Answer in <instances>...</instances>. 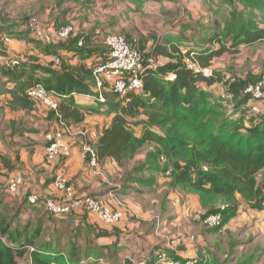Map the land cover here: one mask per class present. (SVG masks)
Here are the masks:
<instances>
[{"label": "trees", "instance_id": "trees-1", "mask_svg": "<svg viewBox=\"0 0 264 264\" xmlns=\"http://www.w3.org/2000/svg\"><path fill=\"white\" fill-rule=\"evenodd\" d=\"M66 1L69 0H56L58 6H62ZM212 1L224 9H229L228 23L225 20L224 27L219 23L215 28L216 32L223 31L224 35H208L203 28V36L207 35L204 39L206 48L196 47L189 44L192 42L193 29L178 21L174 32L189 35L179 44L172 42L181 39L177 36H152L153 42L150 41L152 45L149 47V39H139L137 47L147 61L142 75L144 89L121 97L112 90V79H107L104 87L106 103L97 101L96 94L92 91V86L96 83L94 70L107 61L109 56L108 50L102 44V37H97L95 33H81L85 40L83 47H79V38L49 43L33 35L30 37L32 33L30 34L29 22L33 17L26 15L19 24L14 22L12 15L6 10L0 11V95L6 98L0 109L11 118H15L16 114L43 110L48 120H57L70 127L83 124L95 113L113 114L111 125L101 133L92 132V135L96 133L97 137L93 135L92 139L88 136L86 141L95 151L100 167L101 163L113 160L124 168L126 162L134 160L141 150L150 146L149 153H145L146 161L132 169L133 171L127 172L124 180L150 188L170 180L168 193L184 189L198 195L197 203L200 202L203 208L210 209L208 215L222 214V224L211 231L223 236L221 230L236 220L241 211H245V206L257 212H264V123L247 124L244 118L246 109H243L249 100L245 91L261 77L255 79L245 73L236 76L239 73H235L231 66L228 70L232 75L231 80L226 82L225 95L228 99H225L224 95V99L219 97V101L215 100L212 90L213 86L223 83L224 72L214 71L211 77L196 74L189 68L187 59L191 58L202 69H210L217 60L226 58V55H233L241 48L259 45L264 41V0ZM239 1L245 3V8L238 6ZM185 2L187 3V0L178 3L177 9L183 8ZM190 9L194 11L201 8L196 4ZM248 9L255 10V14L247 13ZM257 12H262L260 17ZM36 15L38 14L33 16ZM66 25L72 23L67 22L60 26L55 21L48 24L49 27L53 26L55 31ZM43 29L48 30L45 25ZM5 36L11 38L13 45L4 43ZM95 36L99 43L95 42ZM124 36L129 42H135L132 37ZM184 40L188 43L186 54L183 53L186 50L181 46ZM61 51H69L72 55L65 60L61 57ZM58 59L60 63H57ZM152 59L158 61V67L150 64ZM15 60L19 61V64L8 67V63ZM75 60H78V63L74 65ZM3 62L6 64H2ZM171 73H176L177 79L168 82L165 77ZM38 86H43L55 99L58 103L57 110L47 107L30 95ZM64 95L70 98L61 100L59 96ZM86 95L91 97L85 98ZM80 99L92 100L94 104L83 106L78 103ZM228 100L235 102V117L239 119L224 114L225 102ZM141 116H145L146 121H139ZM140 125H143V134L138 136L134 128H139ZM20 136H24V132H21ZM45 150L44 163L50 165L52 162L46 159ZM19 160L17 157L16 161ZM0 163L10 170L8 173H0L7 178L0 188L1 199L4 196L18 197L19 194L9 191V181L13 177L23 176L15 174L19 172L14 171L15 167L2 151ZM51 182L54 183V179ZM31 195L28 193L24 196L22 210L15 209L12 213L10 208L5 206L7 215L0 213V264H20L30 260L34 264H137L130 257L119 262L109 254L105 256L108 257L106 262L100 257L103 254L101 252L97 253V257H100L98 261L92 262L91 254L82 256L83 247L79 241L82 235L77 233L79 230L65 232L70 243L67 240L65 245L57 243L54 247L50 241L58 239V233L62 237L61 230L55 231L54 234L48 230L44 233V224L41 221L37 225L30 221L27 225H22L18 222L20 215L29 214L31 210H43L45 214L56 216L60 220H68L77 213L82 220L88 221L91 214L85 206L67 215H53L46 209V201L54 199L60 203H69L65 194L57 191L53 196H40V202L36 205L30 204ZM91 197L101 201L95 196ZM1 203L2 200L0 212ZM101 203L113 210H122L124 206L120 201L118 208L102 201ZM215 205H221L223 208ZM171 214L172 211L166 206L164 214L160 217V229L174 220L171 219ZM118 225L103 224L106 231L102 233L112 236L114 233L110 231H116ZM158 226L159 223H154V228ZM73 231L76 233L73 234ZM224 237L233 255H237L232 259L238 260V264H264V246L257 243L259 239L254 241L253 236L245 239L243 235L236 237L230 230L225 232ZM239 246H242L244 251H236ZM162 248L164 246L153 248L152 257L139 258V263L146 260L148 264H156L160 255H156L155 250H166ZM171 259L184 262V259L176 256Z\"/></svg>", "mask_w": 264, "mask_h": 264}, {"label": "crops", "instance_id": "crops-1", "mask_svg": "<svg viewBox=\"0 0 264 264\" xmlns=\"http://www.w3.org/2000/svg\"><path fill=\"white\" fill-rule=\"evenodd\" d=\"M12 1L17 4L24 3L22 0ZM181 2L182 0H69L62 4V6H58L56 0H40V5L36 7V12H34L35 3L31 7L30 11L40 15L41 24L45 25V28L48 29L47 31L45 30V32L52 36L55 35L56 31L53 26H48L50 22L56 21V23L60 26L69 22L72 23L73 26L76 24L77 28H79L78 30H81V33H84L85 35H89L90 33L96 34L98 30L103 31V35H124L127 32L126 35L132 37L135 44L139 39L142 40L146 37V39H149V47L152 45L153 41L151 39H153L152 36H154L151 34L152 28L144 23V21L140 20L139 17H142V14L145 12L157 13L159 15L164 14L162 13L164 9L172 10L177 8V4ZM185 4L187 3L185 2ZM23 8H25L24 11H27L30 7L24 5ZM176 23H174V28L177 27ZM174 28L172 26L171 28L162 30L163 32L159 36L162 38L176 37V33L174 32L176 29ZM134 30L137 31L138 36L134 35ZM146 34L148 35L146 36ZM95 38V42L99 43L96 36ZM182 41L183 40L180 39L172 42L179 44ZM13 48L16 49V47ZM71 55L72 53L69 51H61V57L65 60H67ZM44 58L52 61L54 60V58ZM76 63H78V60H75L74 65ZM78 103L83 106H90L94 104V102L89 99H80ZM39 114L44 119L48 120L43 110H40ZM107 116L108 119L104 118L102 122L96 121L92 123L90 129L83 133V137L76 139L75 143H72L73 150L71 155H69L66 159L57 160L49 166L44 163L46 141L44 143V140L41 139V141H38V144L26 148L22 153L25 162H28L31 158L36 165H42V167L27 169L23 171V173H15L23 176L22 178L24 179V183L17 193L19 194L18 197L4 196L3 199L0 197V201L2 200L1 211L5 210V206L9 207L8 205H10L12 213L15 209L22 210V205L25 200L24 196L28 193L45 197L57 194L55 186L51 180L60 175H65L70 182L74 184V187L79 195L98 197L103 203H108L114 208H118V205L116 204V200L111 198L112 196H114V198H116V196H121L125 200L126 197L130 196L132 191H137L136 189H133L134 186L140 190H146L145 187L133 184L131 181H125V175L122 176L123 178L115 182L117 184L111 191L105 189L104 185L107 183V179L103 177V175H100L102 176L100 177L98 170L104 169L108 175H112L113 177L120 176L121 171L118 169L121 166L113 160H107L104 163H101L102 167L99 166V169L91 168L90 156L85 150L87 146L85 142L87 141L88 136L94 139L92 132L98 131L101 133L111 125L113 114ZM50 122L52 123V126H59L57 120H51ZM134 131H136L138 136H141V134H143V125H140L139 128H136L135 126ZM82 140H85V142ZM2 173H5V171ZM6 179L7 178H5V176L0 175V188ZM244 209L245 211H241L237 219H239L240 216L242 217V220L239 223L242 226H246L247 230L245 229L244 233L235 234L236 237L243 235L245 239H248L250 236H253V240L261 239V235L259 233L264 235V226L259 225V223L261 221V216H264V212H257L252 210L249 206L244 207ZM139 210H141V214L144 215V218L140 217L132 206L131 211L127 209V206L125 208L123 206L122 212L124 217L122 221L118 223V229L114 232L110 231V233H114L112 236L102 233L106 231V229H103L104 223H102L98 217L94 215H91L88 221L82 220L77 213L70 216L68 220H60L56 216L51 217L50 215L45 214L43 210H31L29 214H21L18 222L22 225H27L29 223L28 221H30L33 225H37L41 221L42 224H44V233L48 230L49 233L54 234L55 231L61 230L62 232L60 233L62 234V237H60V234L58 233V237H56L58 238L56 239L57 241L55 239L50 241L53 243L54 247L57 243L59 245H65L67 240L70 243L68 234H65V232H68V230H79L77 233H81L82 235L79 240L81 246L83 247L82 256H86L87 253L94 256L97 255L98 252H104L103 254H109L119 262H123L128 257L132 258V256L135 257V260H139V258L143 257H152L149 244L146 245V251H144L145 247H143L140 243H136V241L129 243L121 239L123 232H126L128 229L132 230L129 225V220L132 217L141 218L147 222H151L153 219L158 218V220L162 222L159 218V213L155 212V214L151 216L150 213H146L143 209ZM197 211L198 209L196 207V212ZM186 213L187 216L190 217L187 210ZM188 220L192 219L189 218ZM197 223V220H192L189 221L188 224L197 226ZM164 224H166V221ZM140 225L141 223H139V226ZM14 226H16V223ZM235 227V224L231 222L228 226H226L225 232L230 230L231 233H236L242 228ZM209 230V234L212 235L210 240H208V237L196 238L195 241H192L193 243L191 242L183 245V248L180 252H178V256L184 259L182 261L185 262L190 258L199 257L202 259L201 262L205 264H238V260L234 261L232 259L237 255H233L225 237L214 239L218 236V234L212 233L211 229ZM225 232L223 234H225ZM75 233L76 231H73V234ZM82 238H84V240H81ZM236 251L242 252L244 249L242 246H239L236 248ZM29 262L30 261L27 263L20 262V264H28ZM256 264H259V262Z\"/></svg>", "mask_w": 264, "mask_h": 264}, {"label": "rangeland", "instance_id": "rangeland-1", "mask_svg": "<svg viewBox=\"0 0 264 264\" xmlns=\"http://www.w3.org/2000/svg\"><path fill=\"white\" fill-rule=\"evenodd\" d=\"M34 3H35L34 12H36V7L40 5V0H25L24 3L22 4H17L12 0H0V11L8 10L7 12L8 14L12 15L14 22L19 24L21 20H23L24 16L29 15L30 17L37 19L40 25L43 27V25L41 24L40 15L33 16L35 13L30 11ZM196 4H198L201 9L200 10L194 9V11H191L190 7H195ZM24 5L30 8H28L27 11H24L25 9L23 8ZM238 6H243L245 8V3L239 1ZM228 10L229 9H224L223 6L220 5L218 6L214 4L212 0H197L196 2H193V0H187V4H185L181 9H177V8H174L172 10L164 9L162 11V13L164 14H160V15L157 13L145 12L144 14H142L143 16L142 17L140 16L139 18L140 20L144 21V23H146L149 27L152 28L151 34L154 35V37L155 36L159 37V35L163 32L162 30L171 28L172 26L174 28V23L177 22L176 25H178V21H181L182 24L186 25V27H191L196 35V37L194 38V33H193L192 42L189 44H192L196 47H203V49H205L207 43L205 42L204 39H206L207 35L203 36L202 29L204 28L208 35H215V34L224 35L223 31L216 32L215 28L216 26L218 27L217 24L219 23H222L224 27L225 20L228 23L229 21ZM247 13L255 14V10L248 9ZM257 13L259 17L262 14V12H257ZM20 30L17 31L20 32ZM133 33L135 36H138L137 31L134 30ZM32 35L33 34H31L30 37H32ZM176 36L180 37L181 40L183 39L186 40L189 37V35L183 34L181 32L176 33ZM34 37H36V35H34ZM185 40L181 44V46L183 50L187 51L186 47L188 43H186ZM225 57L226 58L224 59L217 60L214 63V66H212V68L209 69L212 72L214 71L221 72V70L224 72L222 75L224 77L223 83H219L218 86L215 85L216 87L213 86L214 88L212 87L213 88L212 91L214 93L213 96L215 97V100H219V97H222L226 94V87H227L226 82L228 83L231 80V76H232L228 71L231 66L232 69L235 71V73H239L236 74V76L243 75V73H245L254 76L255 79H259V77L261 78L264 77V41L260 42L259 45H255L252 48H241L239 49V52L234 53L233 55H226ZM4 63L5 62H3L2 64ZM94 86L95 85H93L92 88ZM2 96L3 95H0V108L2 107L1 104L5 103L6 100V98ZM107 98H111V97H107ZM224 98L228 99L226 98V95ZM224 98L222 97V99ZM235 106L236 104L234 101L228 100L227 103L225 102L224 114H226L228 117H232L233 119H239V117H235L236 115ZM104 118L108 119V116L105 114L95 113L91 117L86 119L85 122L79 126L69 127L64 123L58 122L59 126L56 127V126H52L50 120L44 119L39 114V112H34L30 114H16L15 118H11L8 116L6 112L0 109V151H2V153L12 162L13 166L15 167L14 171H17L19 173H23V171L27 169L42 167V165L39 166L36 165L31 158L28 160V162H25L24 156L22 154L23 151L26 148L38 144V141H41V139L44 140V143L46 141V145H47L46 135L49 132L55 130L64 131L65 128L68 130V132L65 134V140L67 142V146L70 148V153L68 155H71V152L73 150L72 143H75L76 139L82 138L83 133H85V131H88L90 129L92 123L96 121L102 122ZM244 118H246L245 122L249 125L251 124V122H253L254 124L255 123L259 124L261 122L264 123V118H255L254 116L250 115L248 112H246V116ZM139 121L141 122L146 121L145 116H141L139 118ZM63 124L66 127H64ZM21 132H24V136H20ZM82 141L85 142V140ZM152 150H154V148ZM149 151H150V146H146L143 150H141L140 154L134 160L126 162L124 168L120 167L118 169L119 171H121L120 176L113 177L112 175H108L104 169L103 170L99 169L100 165L98 163V166L96 168L99 169L98 170L99 176L103 175V177L107 179V183H105L104 188L107 189L108 191H111L112 188L115 187V185L117 184L115 182L123 178L122 176H124L127 172L133 171L132 169L142 165L146 161L145 155L149 153ZM17 157L20 158L19 162L16 161ZM45 165L49 166V164H45ZM4 171L5 173H8L10 170L7 169L2 163H0V173ZM169 184H170V180L167 182H163L160 185L155 186L154 188L145 187L146 190H140L135 186V188L133 189H136L137 191H132L130 193V196L126 197L125 200L121 196L119 197L116 196V198H114V196L112 197L109 196L112 199L116 200V204H119L118 201H120L124 205V208L127 206V209L129 211H131V206H132L135 212L142 218H144V215L141 214V210L139 209H143L148 214L150 213L151 216L155 214V212H157L159 213V218H160L164 214L166 206L170 208V210L172 211L171 219L174 220L171 223L166 224L163 228L160 229L162 222L160 223V220H158V218L153 219L151 222H147L141 218L132 217L129 220V225L131 226L132 230L128 229L126 232L122 234L121 237V239L125 242L132 243L136 241V243H140L143 247H145L144 251H146L147 244L150 245V252H152V248L164 246V248L162 249H166V250H161V251L159 249L155 250L156 255H160L157 258L156 264H160L163 255H166L167 260L170 259V261H176L171 258L174 256L179 257L178 252H180V250L183 248V245L195 241L196 238L208 237V240H210L212 236L209 234L210 233L209 229L212 228H210V226L206 222V218L209 216L208 213L210 209H207L205 207L203 208L200 202L197 203V201L199 200L198 195L186 191L184 189H182L181 191H176V192L171 191L168 193V191H170L168 187ZM194 195H196L197 197ZM8 206L10 208V205ZM196 207L198 209L197 212H196ZM218 208H223V206L219 205ZM186 210L189 212L190 217L187 216ZM0 213L3 215H7V210L5 209ZM189 218L192 219L193 221L197 220L198 225L192 226L188 224L189 221H192V220H188ZM241 220L242 217L240 216L239 219H236L232 222L235 224L236 226L235 228L242 227L236 233H231L232 235H235L237 233H244L246 226H242L239 223ZM156 222L157 224L159 223V226L157 228H154V223ZM139 223H141L140 226ZM259 225L264 226V216H261V221ZM34 227L36 226H33V228ZM221 231H222L221 233H224L225 228H223ZM259 234L261 235V239H259L257 243L263 244L261 246H264V235H262L261 233ZM177 237H182V238H177ZM223 237L224 236H217L214 239L223 238ZM105 256L106 255L102 254L100 257H103L104 261L107 262L108 257ZM100 257L94 255L92 256L91 261L96 262ZM197 259L200 262L202 261V259H200L199 257H197ZM132 260H134L137 264H148L146 260L139 263V261L135 260V257L133 256H132ZM72 264H77V263H72Z\"/></svg>", "mask_w": 264, "mask_h": 264}, {"label": "built area", "instance_id": "built-area-1", "mask_svg": "<svg viewBox=\"0 0 264 264\" xmlns=\"http://www.w3.org/2000/svg\"><path fill=\"white\" fill-rule=\"evenodd\" d=\"M29 28L36 38L45 40L46 42L54 41H67L70 39L79 38V47H83L85 40L81 36V32L78 30L76 25H67L56 30L55 35H49L45 32L39 21L32 18L29 22ZM97 37H102V44L108 50L109 56L107 61L100 64L94 70L95 86L92 91L96 94V100L101 103H106L107 99L104 94L105 80L112 79V90L119 94L121 97L127 96L131 92H140L144 89L143 73L146 69V59L141 53L137 45L133 42H129L124 35L106 34L103 35L102 31L96 32ZM3 41L6 44L11 43L10 37H3ZM184 54L187 51H183ZM60 63V60H57ZM187 63L190 69L196 74H203L206 77H211L213 74L209 69H202L196 62L192 61L191 58L187 59ZM19 61L15 60L8 63V67L18 65ZM150 64L154 67H158L159 63L155 59L150 60ZM177 79L176 73H171L165 77L168 82H173ZM30 95L37 101L43 102L47 107L53 110L58 109V103L52 98L43 86H38ZM245 95L249 96L248 104L243 107L250 115L255 118H264V77H262L257 83L250 85L245 91ZM73 96H81L73 94ZM85 96V95H84ZM90 97L91 95H86ZM61 100H67L70 96L64 95L59 96ZM65 124V123H64ZM63 124V125H64ZM64 127H66L64 125ZM68 132L67 129L51 131L46 135V159L49 162L54 163L57 160L62 159L65 156H69L70 148L67 146L65 140V134ZM97 137V134H93ZM87 145V144H86ZM86 153L90 156V165L92 168L98 166V159L93 148L89 145L85 148ZM23 178L20 176L13 177L9 181V191L13 194L19 192L23 185ZM55 189L67 196L69 203H60L54 199H48L46 201V209L53 215L61 216L67 215L74 211L87 207L91 215L97 216L98 219L106 225H116L120 223L124 217L121 210H113L109 206H105L95 198L91 196H81L77 193L75 187L65 175H60L54 179ZM39 195H31L29 202L32 205H36L40 202ZM207 224L210 228L218 227L223 222V216L220 213L209 215L206 218ZM32 252L34 249H31ZM28 264H34L30 260ZM160 264H205L201 263L197 258H190L185 262L170 261L167 260L166 255L161 258Z\"/></svg>", "mask_w": 264, "mask_h": 264}]
</instances>
